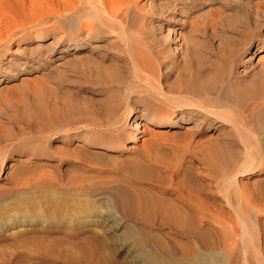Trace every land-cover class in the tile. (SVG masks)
Here are the masks:
<instances>
[{"label": "bare ground", "instance_id": "bare-ground-1", "mask_svg": "<svg viewBox=\"0 0 264 264\" xmlns=\"http://www.w3.org/2000/svg\"><path fill=\"white\" fill-rule=\"evenodd\" d=\"M149 129L143 151L137 143ZM159 136L184 142L196 160L167 162L169 183L166 169L146 161ZM98 161L141 180L146 242L157 236L180 263L224 252L222 264H264V206L253 223L250 196L242 200L250 193L264 204V0H0L1 194H25L11 207L19 214L23 203L44 207L53 190H82L81 174L93 178ZM181 177L179 189L173 179ZM104 210L106 230L120 237L127 219ZM122 237L120 248L137 264Z\"/></svg>", "mask_w": 264, "mask_h": 264}, {"label": "rangeland", "instance_id": "rangeland-1", "mask_svg": "<svg viewBox=\"0 0 264 264\" xmlns=\"http://www.w3.org/2000/svg\"><path fill=\"white\" fill-rule=\"evenodd\" d=\"M33 32H36V31H33ZM17 45L18 44H16L15 42L12 43L5 50L4 56H6V54L8 55L10 53H13L14 49L17 47ZM147 124L148 125H146L144 127L148 126L149 128H155L153 130L157 129V131L158 130L159 131L164 130L163 132H167V129H168V131L170 133V130L167 127H157V126H154V125L149 124V123H147ZM183 129H185V127H178V130H183ZM153 130L149 129L147 131H143L144 133L142 132V136L137 143V145H138L137 147H139L140 149L143 148V151L146 150V148L148 147L147 145H150L149 144L150 142H148V140L151 139L150 135H151V132ZM97 135H99V134L97 133ZM164 137L159 136L160 139L157 137L155 139L157 143L153 144V147L151 148V151H150L151 156L149 155V153L146 155V157H147L146 161L148 160V163L151 166H153V167L157 166L156 169L159 171H162V169L164 167H167L166 166V165H168L167 162H171V164L173 165L176 162H178V160H180L182 158L191 159V160L196 162V160L194 159L193 154H192V149H190L188 147L186 148V146H184V144H185L184 142L179 143V144H181L179 146V144L178 145L176 144V143H178V141L175 143V142H173L174 139L167 137L168 139L165 140L166 137L165 138ZM147 138H149V139H147ZM161 138L163 139L162 143L158 144V142H161ZM158 139H159V141H158ZM169 139H171L172 141L171 140L169 141ZM174 141H176V140H174ZM157 144H158V146H157ZM159 145H160V148H161V146L163 148H161V149L158 148ZM159 149H160V151L162 149L164 151L162 150L163 152L162 151L159 152L158 151ZM186 149L188 151H186ZM160 153H162V154L160 155ZM177 154L178 155L180 154L179 156H181V157H179ZM176 155L178 157H176ZM151 157H153V158H151ZM99 163L102 164V162H100V161H98L97 164L95 163V172H94L95 175L93 174V176H94L93 178H91L89 173H88V175L86 172H83V174H81L80 179H83L84 182L87 183L88 187L86 186V184L84 182H82V183H84L82 190L81 189L76 190V191L66 190V192L68 194L65 193L64 190L63 191L59 190L61 192H59L57 190H53L54 191L53 193H55V194L53 195L51 193L52 196L49 195L50 192H52L51 189H49L50 192L48 191V189L43 190V193L45 191L47 194L49 193L48 195L50 196V198L52 197L51 198L52 200H49L50 202L48 203V200L45 199L46 201L45 200L44 201L47 202L48 204L45 205V202H43L45 206L44 205H42V206H44V207H41V205H40V207L38 206L36 209L31 208L28 210H27V208H25V205L23 203L22 205L24 207V209H23L24 212H23V210H20L21 211L20 214H19L18 210L12 209L11 207L13 205H16L17 203H20L21 199H22L21 197H23L25 194L22 192H18L19 193V195H18L16 190L14 191V189H12L13 191H11L9 189V190H7L8 192L6 190H4L3 191L4 195H3V194H1V192H2V189H5V188L4 187L1 188L0 200L5 199V198L8 199L9 196L11 195L10 196L11 199L9 198L10 200L9 199L8 200L12 203H10L9 201H8L9 203H7V201L6 202H0V207H2V208H0V211L2 210V212H0V264H135V261L131 259L132 257H130V254L126 251V249L125 250L121 249L120 248L121 246H119L121 244H120V239L118 240V238H121L122 235H123L122 239H125L124 238V236H125V237H127L126 239L130 240V241L129 240L127 241L125 239V242L127 241L128 245L130 243L133 244V245L130 244L129 246H131L134 249V251H136L135 255L138 256L139 259H141L139 262H137V264H140V263H142V264H144V263L145 264H162V263L163 264H168V263L169 264H182V262H183V264H185V262H186V264H190V263L195 264L197 262V261L193 262L191 259L189 260L188 258L180 257V258H183V260L180 259L182 261L180 263L179 262V256L177 257V256L169 253L168 251L163 250V248H162L163 242H161V239H159L157 236L152 237V239H151L152 242L150 240H149L150 242H146L144 240L142 232H141V228H140V222H138L139 218H137V217H139V206H138V200H137L138 197H136V196H139V194L141 192L140 191L141 190L140 187L142 186L141 180L140 179L136 180L135 178H133L131 173L128 170H125V169L121 170L120 168L117 169L116 166L108 164V163H106V164L103 163L102 165ZM169 166H171V165H168V167ZM165 169H163V170L166 171L165 172V175H166V174H168L170 169H168V168H165ZM84 173H86V175H84ZM82 175H84V176H82ZM108 175H110V176H108ZM87 176H89V178L93 179V181H91V179L87 178ZM112 176H114V178ZM84 177H86V178H84ZM167 177L168 176L166 175V181H167ZM253 177H259V174L253 175ZM107 178H108V180H107ZM115 178H116V181H115ZM181 178L179 181H178L179 178L178 179L176 178L175 180L173 179V184H176L178 186L177 188H179V189L184 187L185 186L184 184H186V181L184 183V180H183L184 178H182L183 184L181 185V183H180ZM241 178H244L245 180H247L250 177L247 178V176H241ZM88 179L90 180V182ZM112 179H114L113 182H112ZM105 182H107V183H105ZM90 183H92V185ZM109 183H111V184L109 185ZM1 184H2V181L0 182V185ZM165 184H166V182L165 183L164 182H160V183L155 182L154 186L157 188L160 187L161 189L165 190L167 188L166 186L169 185V184L168 185L167 184L165 185ZM98 186L101 187L102 189L99 188ZM134 186H135V189H134ZM0 187H2V186H0ZM117 187H120V188L117 189ZM108 188H109V191L111 188H113L114 190L110 191L111 192L110 193V192H108ZM120 189H121V191H118ZM168 189H171V188H168ZM91 190H92V193H91ZM135 190L139 191V192H136ZM114 191H117L118 193L120 192L121 195H123L124 200L125 199L126 200L125 201L123 200L122 202L117 203L116 199L112 195V192L114 193ZM5 192H7L8 194ZM38 192H41V191H38ZM93 192H94V194H93ZM104 192H106L107 195ZM43 193H40L43 195V197L39 196L40 194L37 193V195L39 194L38 197H41V199L42 198L44 199V197L50 199L48 195H47L48 197L45 196L46 193L45 194H43ZM102 193H104L105 195ZM126 193H127V196L129 194L128 197H130V198H128L127 196L125 197ZM16 194L18 195V196H16V198H18V199H16L14 197V195H16ZM213 195H215L219 201L223 197L220 192H218V193L213 192ZM249 196H250V198H249ZM251 196L253 197L254 195H251L249 193V195L247 194L246 197L244 196L245 199H244V197H242V200H245V204H246V202H247L246 198H249L250 201L248 200L247 203L249 204V202H252L253 206H255V207H253L252 204L250 203L249 204L250 206L249 205L248 206L250 208L253 207V209L252 208H251V210H250V208L247 209L248 206L245 208V206L247 204L245 205L242 202H241V204H242L241 206L245 205L243 208L250 211V212H248L247 210L244 209L245 211H247V214L250 213L247 216L251 215L250 218L253 217L250 221H253V223H256L257 219L254 216H256L257 214L259 216L263 215V214H261V212H263L262 209L264 208L263 207L264 204L257 201L256 199H254V197L252 198ZM13 197L16 200H14ZM127 198L129 199V201H127L128 200ZM109 199H110V201H109ZM221 200L224 202L223 198ZM16 201H18V202L16 203ZM130 201H131V203H129ZM50 203L54 204V205H52L50 207V205H51ZM62 203H63V205H62ZM6 204H8L9 207ZM112 204H113V206H112ZM3 205H4V207H3ZM47 205H49V206H47ZM118 205H120V206H118ZM5 206H6V210H5ZM107 206L108 207H110V206L114 207V211H115L114 215H115L116 219L117 218H118V220L119 219L123 220V218L127 219L125 221V223L122 224V226H121V229H120L121 236L120 237L113 235L112 233H110L109 231L106 230L107 228H105L107 226L105 225L106 223L104 222V220L102 218L104 216L103 213H105L104 209H106ZM223 206L225 208H228L227 203H223ZM257 206H258V208H257ZM67 207H69V208H67ZM3 208H4V211H3ZM255 208L257 210L261 209L262 211L260 210L258 212ZM33 209L35 212L33 211ZM71 209H72V211H71ZM128 209H130V211ZM255 210L257 211V214H256ZM14 211H16V213L18 211V213L16 214ZM41 211H43V212H41ZM69 211H70V213H69ZM117 212L120 214L116 215ZM130 212H132V213H130ZM254 212L256 215L255 214L253 215ZM132 214H133V216H132ZM128 215H130V216H128ZM7 220H9V221L7 222ZM137 225H139V226L136 227ZM225 226H226V228H228L227 227L228 224ZM131 227H132V229H131ZM129 228H130V231H128ZM121 230H124V231H121ZM126 231H128V232H126ZM103 232H104V234H103ZM49 235L52 236V238ZM141 235H142V237H140ZM28 236H30V237L27 238ZM32 236H34V237H32ZM45 237H47V238H45ZM49 237L51 239H49ZM45 239H48L49 242H48V240L46 241ZM53 239H55V240H53ZM155 239H156V242H155ZM263 241H264L263 237H261L260 244ZM156 243H157V245H155ZM46 244H48L49 248ZM50 245L53 246V248ZM55 246H57V248ZM71 247H73V248H71ZM135 249H137V250H135ZM160 250H161V252H160ZM261 251H263V254H264V250L260 249V251H259L260 253H258L260 256L256 252L254 253L255 255L259 256V257L257 256L258 260L259 259L261 260V258L263 257V255L261 254L262 253ZM223 253L224 252H222V253L219 252V255L217 253H214V254H217L216 256L214 255V257H213V254H211L210 257L212 256L213 257V258L211 257L212 259L208 255H202L203 261L198 260L199 262H197V263L205 264V261H207V264H219L222 261V259H223V261L225 260V258H224L225 255ZM125 254H126V256H125ZM137 254H139V255H137ZM251 254L254 255L252 252H251ZM251 254H249L251 256L250 258H249V255L247 256L249 258L248 260H251L253 258V256ZM161 255H163V256H161ZM255 255H254V257L256 260L257 257ZM133 259H134V257H133ZM258 260L255 262L259 263ZM263 260H264V257H263ZM253 261H254V258H253V260H251L250 263H253ZM261 262H264V261H261ZM225 263L226 262H224V264ZM220 264H222V263H220ZM254 264H256V263H254Z\"/></svg>", "mask_w": 264, "mask_h": 264}]
</instances>
